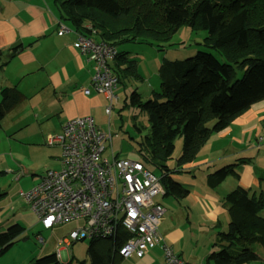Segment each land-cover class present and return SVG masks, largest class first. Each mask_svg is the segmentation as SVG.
<instances>
[{
	"label": "trees",
	"instance_id": "trees-1",
	"mask_svg": "<svg viewBox=\"0 0 264 264\" xmlns=\"http://www.w3.org/2000/svg\"><path fill=\"white\" fill-rule=\"evenodd\" d=\"M53 2L59 17L73 30L93 35L117 48L115 66L111 68L118 83L121 65L122 71L138 76L135 60L128 61V51L119 50V45L138 42L160 47L182 25L206 31L205 47L220 54L223 61L208 50H197L183 59H164L158 68V90H152L146 100L136 90L130 95V105L144 111L149 125L137 147L142 163L163 172L160 181L164 195L186 196L188 189L169 177L166 164L174 151L176 136L183 137L177 164L191 162L212 133L226 128L251 104L264 98V0ZM21 48L17 44L7 50L0 49V68ZM22 98L15 87L0 90V126L4 115ZM133 127L140 133L135 119ZM234 167L225 165L213 171L208 175V185L215 186L228 175L238 176ZM3 195L0 190V199ZM223 203L229 216L227 228L217 233L218 249L211 250L203 264H249L259 260L264 264V218L259 215L264 208V193L256 194L238 185L225 194ZM22 232L19 223L0 232V256L19 240ZM254 244L262 246L263 252L257 253ZM117 246L119 243L111 239L89 240L91 264L122 260ZM30 264L62 263L52 252Z\"/></svg>",
	"mask_w": 264,
	"mask_h": 264
},
{
	"label": "crops",
	"instance_id": "crops-1",
	"mask_svg": "<svg viewBox=\"0 0 264 264\" xmlns=\"http://www.w3.org/2000/svg\"><path fill=\"white\" fill-rule=\"evenodd\" d=\"M60 22L68 29L61 35L57 34ZM74 41L72 26L59 17L53 0H0V49L7 50L17 44L22 45V48L9 57L0 68V90L5 87H15L23 95L21 102L3 118H12L11 124L12 128L16 126L15 130L37 125L38 131L45 135V146L59 150L58 143L49 144L48 141L61 134L62 124L66 119L83 115H90L94 119L102 110L109 117L113 104L118 99L115 93L116 100L114 103L111 102V110L108 114L105 112V106L110 103L107 94L83 92V89L90 86L92 64L85 55L77 51L73 45ZM112 66H115L114 60L111 62ZM120 68L121 75L127 74L125 70L122 71L124 68L122 65ZM48 118H58V133L54 132L52 122L46 124L44 129L39 126ZM2 123L3 119L1 125ZM263 130L264 98L251 104L226 128L212 133L195 159L178 167L179 170L184 171L189 168L197 170L206 167L204 172L206 177H204L207 178L212 173L207 172L209 166L217 169L225 165H235L234 169L238 174V176L228 175L215 186H204V182H200V187L197 188L194 187L195 176L191 175L192 178L185 179L181 185L188 189V193L182 199H185L186 204L189 202L188 205H184L188 213L198 212L203 217L209 218L215 226L219 219H223L226 224L223 225L224 221H222L220 228L225 230L229 216L223 198L227 192L240 185L256 194L264 193V153L258 144V138ZM23 140L19 143L32 144L29 139ZM59 157L56 159L60 166ZM218 187L220 193L216 192ZM163 207L166 212L168 208L165 205ZM261 211L264 212V208ZM164 221L165 217L159 225V231L165 242L172 247L177 238L174 234L163 235L161 226ZM61 243L55 252L60 261L67 253L66 248L71 245L65 246L62 240ZM154 248L160 249L159 246ZM173 251L179 256L176 249Z\"/></svg>",
	"mask_w": 264,
	"mask_h": 264
},
{
	"label": "rangeland",
	"instance_id": "rangeland-1",
	"mask_svg": "<svg viewBox=\"0 0 264 264\" xmlns=\"http://www.w3.org/2000/svg\"><path fill=\"white\" fill-rule=\"evenodd\" d=\"M206 35V31L199 27L192 28L182 25L160 47L138 42H127L118 46L119 50L128 51V61L135 60L139 77L129 73L120 75L121 80L114 90L118 99L116 102V99L113 101L115 103L110 116H106L102 110L99 116L94 118L96 125L110 136V139L104 142L103 157L110 158L111 155H115L117 158H138L141 161L137 152L138 142L143 140L149 130V125L144 111L130 105L131 92L136 90L141 99L146 100L152 90H158V68L164 59H183L193 55L197 50H208L223 61L220 54L205 47ZM237 75L241 77L242 74L238 72ZM133 116L135 117L133 118ZM134 119L141 128L140 133L133 127ZM11 120L12 118H3V123L0 126V190L4 192L0 199V232L13 223H19L23 232L20 234L19 240L0 256V264H30L41 256L56 252L57 247L62 244L61 240L67 236L70 229L78 226L80 222L73 220L45 229L28 204L19 196V191L29 189L46 170L59 169V162L56 158L59 157L60 150L45 146V135L38 131L37 125L15 130L16 126L12 128ZM51 122L54 132L58 133V118H48L39 126L43 128ZM23 139H29L28 141H32V144H20L19 141H24ZM182 145L183 137L176 136L174 151L166 162L170 169L169 177L183 184L185 179L195 176L194 187H200V182H204V186H207L208 177L205 178L206 173H204L206 167L197 170L189 168L186 171L178 169L181 165L177 164L176 159L181 154ZM147 167L157 176H163L160 169L151 165ZM213 167L209 166L207 172L219 169ZM216 192L220 193V187ZM157 198L169 209L164 214L165 221L161 229L164 236L168 233L174 234L177 238L172 248L178 251L179 257L189 263H205L211 250L218 249L217 244L215 245L217 232L222 231L220 225L222 221L225 225V220L219 219L215 226L209 218L203 217L198 212L188 213L184 205H188L189 202L186 204L183 197L177 198L174 195H168ZM259 215L264 218L263 211ZM37 236L42 237L44 243H38ZM88 246L89 240L73 242L66 248L67 253L63 255L60 262L62 264H91ZM253 247L257 253L263 252V247L259 244H254ZM163 263L162 251L159 248H154L142 258H125L115 261L113 264ZM249 264H263V262L259 260Z\"/></svg>",
	"mask_w": 264,
	"mask_h": 264
},
{
	"label": "built area",
	"instance_id": "built-area-1",
	"mask_svg": "<svg viewBox=\"0 0 264 264\" xmlns=\"http://www.w3.org/2000/svg\"><path fill=\"white\" fill-rule=\"evenodd\" d=\"M67 30L60 22L57 34ZM74 34V47L92 64L90 86L83 92L107 94L110 103L105 112L109 114L118 85L111 68L117 48L93 35L75 30ZM107 139L109 134L90 115L66 119L61 134L48 141L60 146L59 169L46 170L35 185L19 191V196L45 229L80 222L62 239L65 246L79 240L111 239L119 243L116 248L121 258H141L159 246L163 264H190L174 253L159 231L165 214L157 198L164 194L160 177L138 158L103 157ZM258 144L264 153V130ZM36 239L43 243L42 237Z\"/></svg>",
	"mask_w": 264,
	"mask_h": 264
}]
</instances>
